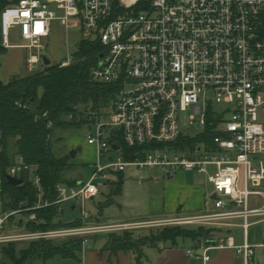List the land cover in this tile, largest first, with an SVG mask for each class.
Returning <instances> with one entry per match:
<instances>
[{
    "label": "built area",
    "instance_id": "1",
    "mask_svg": "<svg viewBox=\"0 0 264 264\" xmlns=\"http://www.w3.org/2000/svg\"><path fill=\"white\" fill-rule=\"evenodd\" d=\"M54 21L67 30H79L82 39H98L104 48L92 77L118 88L108 117L94 114L96 133L88 135V143L98 147L100 156L113 150L118 154L115 160L96 163L87 180L58 183L53 200L47 198L50 191L44 188L37 165L23 155L5 173L0 167V244L63 235L85 236L86 242L88 234L115 228L91 224L82 203L97 197L103 181L113 174L137 165L160 168L167 178L179 170L206 174L217 195L214 210L170 218L167 223L217 227L223 220L235 225L228 220L242 218V244L233 236L214 233L195 242L187 254L208 264L211 249L231 247L251 264L255 247H264V234L259 244L248 240L250 217L264 215V201L261 206L253 202L255 196L264 199V0H17L1 10L2 44L12 46L11 31L19 27L24 41L19 46L29 49L33 70L43 60V41L51 37ZM75 61L69 54L59 64L65 67ZM181 110H190L189 123L196 135L212 126L210 144L174 147L181 137H191L180 128ZM47 127L53 129L54 122L48 119ZM119 137L129 147H141L132 159L120 151ZM3 138L0 125V141ZM25 173L37 189V203L6 208L3 176L21 178ZM69 201L82 204L83 225L7 230L14 215H21L18 223L26 227L30 222L40 224L44 220L37 209L56 205L62 214Z\"/></svg>",
    "mask_w": 264,
    "mask_h": 264
},
{
    "label": "trees",
    "instance_id": "2",
    "mask_svg": "<svg viewBox=\"0 0 264 264\" xmlns=\"http://www.w3.org/2000/svg\"><path fill=\"white\" fill-rule=\"evenodd\" d=\"M17 0H1V10ZM6 51L2 44L0 27V55ZM104 51L98 39H82L77 50L73 53L76 61L62 67L59 64L46 65L43 70L29 74H15L8 82L0 79V125L4 129V138L0 141V167L2 173L14 164L17 155L21 154L28 163L37 165V172L41 175L44 188L50 191L47 198L57 197L55 187L58 183L73 185L81 177H67V172L73 167L71 155L58 156L51 144V135L56 128L75 130L91 126L94 114L102 118L108 117L116 97V84L100 83L93 79L92 68L97 64L99 55ZM1 65V62H0ZM47 116L44 117V113ZM48 119L54 122V128L48 129ZM212 126L209 124L205 132L194 137H181L174 145L177 148L193 147L202 141L210 144L213 137ZM15 139V151L11 152L9 144ZM118 143L123 148L126 159H132L134 152L141 147H129L119 137ZM170 146V145H169ZM24 182L14 185L3 176L4 200L6 208L19 207L22 203L34 206L38 201L37 189L29 177V173L21 176ZM123 177L115 183L116 194L121 192ZM38 217L43 223L30 222V230L50 229L52 227H76L83 225L80 218L66 222L61 218L56 205L37 209ZM222 229L207 225L160 226L152 229L149 234L137 236V230H126L120 235L105 233L106 245L113 251L131 250L136 260L141 262L145 256L144 248L147 245H156L160 242L175 243L178 238H190L195 242L208 239ZM139 231V230H138ZM85 236H73L58 241L57 239H40L24 241L28 246L18 254L14 241L0 244L4 252L12 259L13 264H26L37 259L38 264H53L49 261L56 256L75 257L81 249Z\"/></svg>",
    "mask_w": 264,
    "mask_h": 264
},
{
    "label": "crops",
    "instance_id": "3",
    "mask_svg": "<svg viewBox=\"0 0 264 264\" xmlns=\"http://www.w3.org/2000/svg\"><path fill=\"white\" fill-rule=\"evenodd\" d=\"M20 44L22 43L6 47V51L0 55V79L4 82H8L13 75L19 74L17 68L14 69L8 54L11 48H24L19 46ZM96 149L98 153L97 162H101L103 156H100L97 146ZM104 157H108V155ZM123 172L113 174L112 179L107 181H114L112 188L119 181L120 176L125 179ZM155 174L153 172L150 175V182L153 184L161 182L162 190L158 189L159 193L150 194L151 202L145 212H141L136 218H118L113 222H108V220L102 222V217L97 216L96 221L94 219L89 220L91 224L113 225L116 227L127 226L129 228L133 226L135 228L134 225L149 220L201 215L214 210L215 189L206 174L185 170H179L174 176L168 178L162 176L163 174H157L158 177L155 178ZM82 179L85 178L83 176L78 178V180ZM146 180L147 178H142L143 182ZM122 191L123 188H121ZM158 200V205L153 207L152 205L157 203ZM263 201L262 197H253V202L258 203L256 204L258 206L263 205ZM10 205L12 206L11 202ZM63 206L64 211L61 214V218L64 221L69 222L79 218L80 211L78 212L77 205L73 201L66 202ZM252 217L253 219L251 220ZM252 217L249 219L252 224L249 227L248 240L253 244H259L263 240L264 215H254ZM228 221L234 222L235 225H225L223 224L225 221H221L222 224L217 225V227L222 229L218 234L233 236L236 244H242L244 241L243 227L241 226L243 219L239 218L238 220L233 219ZM93 234L87 236L86 242H82L81 249L76 253L75 257L65 258L70 260L67 264H76V262L79 264H202L200 260H196L187 254V249L193 247L195 244V241L190 238L180 237L175 243L168 241L160 242L156 245H147L144 248L145 256L141 262H138L136 255L131 250L113 251L109 249L106 245L107 238L105 233L98 232L97 234ZM209 254L210 260L208 264H245L243 257L238 255L231 247L214 248L209 251ZM251 264H264V247H255L254 259Z\"/></svg>",
    "mask_w": 264,
    "mask_h": 264
},
{
    "label": "rangeland",
    "instance_id": "4",
    "mask_svg": "<svg viewBox=\"0 0 264 264\" xmlns=\"http://www.w3.org/2000/svg\"><path fill=\"white\" fill-rule=\"evenodd\" d=\"M82 40V34L79 30H67L64 26H61L58 21L53 22V33L49 39L44 40V44H46V49L43 52V56L46 55L50 60V64H59L60 61L67 58L69 54H73ZM10 42L12 44L23 43V39L21 37L19 27L12 29L10 35ZM32 53L37 54V50L34 49ZM31 55L29 49L27 48H11L8 54L11 63L14 66V69L17 68V72L20 75H29L40 70H43L46 66L45 62L41 60L37 63L33 70L29 69L28 57ZM42 56V59H43ZM60 65V64H59ZM12 76V75H11ZM10 78V76H9ZM220 106H223L220 104ZM189 114L190 110L187 111H179V124L183 133L194 137L196 135L195 130L190 126L189 123ZM96 133V125L93 124L91 126L83 127L75 130H62L61 128H56L51 135V144L56 151L58 156H64L66 154L71 155V152L75 149L77 150V154L75 157L71 156L70 162L73 167L70 171L67 172V177H79L82 175L86 180L91 177V175L95 171L96 163H98V153L96 149V145H92L88 143V135ZM15 139L10 140L9 149L11 152L15 151ZM123 152V148L120 149ZM118 152L117 150L111 151L108 154V157H104L101 159L102 163L109 162L111 159H116ZM18 157V155H17ZM264 159V155L262 156ZM74 161V162H72ZM155 172L158 175H162L163 171L160 168L151 169L150 167H140L137 165H129L123 172L125 179L122 181L123 191L120 194H116L114 191L113 185L114 181L107 182L101 185V193L95 197L94 199L87 200L83 202L84 207L88 210L92 217L91 219H96L97 216L102 217V222H113L118 218H136L141 212H145L151 202L152 193H159L158 189L162 190V183L159 182L157 184H153L150 182V175ZM122 174V173H120ZM30 177V175H29ZM119 177V175H118ZM31 178V177H30ZM142 178H147L146 181H142ZM32 180V179H31ZM264 188V181L262 184ZM115 187V186H114ZM157 203H154L152 206H157ZM82 204L77 205L78 212L80 211ZM253 205H255L253 203ZM21 215H14L10 219V223L7 226V230H14L16 232H23L27 230L28 227L25 226V223H18L21 219ZM170 218H162V219H154L142 222L140 224L129 227H115L106 229L103 233H117L121 234L126 230H139L135 232L137 236H144L149 234L152 229H156V227L160 226H173L177 224L167 223V220ZM239 218H236L238 220ZM253 217L251 218V220ZM233 220V219H232ZM235 220V219H234ZM96 221V220H95ZM217 220H212V222ZM91 222V221H89ZM94 222V221H93ZM201 222H195L191 225H198ZM88 224V221H87ZM210 225V224H206ZM137 226V227H136ZM68 226L61 227H52L53 228H67ZM42 230V229H41ZM98 233V232H97ZM96 233V234H97ZM101 233V232H100ZM94 235L88 234L86 236ZM70 235H63L54 239L58 241H62L68 239ZM30 242V241H29ZM28 246L27 242H18L16 244V251L19 254L21 250L25 249ZM53 264H67L70 260L65 259L61 256H57L54 259L49 261ZM39 261L37 259L32 262H27L26 264H38ZM0 264H13L12 259L4 252L2 246H0ZM76 264H79L76 262Z\"/></svg>",
    "mask_w": 264,
    "mask_h": 264
},
{
    "label": "water",
    "instance_id": "5",
    "mask_svg": "<svg viewBox=\"0 0 264 264\" xmlns=\"http://www.w3.org/2000/svg\"><path fill=\"white\" fill-rule=\"evenodd\" d=\"M43 60H44V62H45L46 65H49V64L51 63V60H50L46 55L43 56ZM113 147H114L115 149L118 148V146L115 145V144L113 145ZM0 154H1V151H0ZM76 154H77V150L74 149V150L71 152V156H72V157H75ZM7 178H8V180H9V182L12 183V184H14V185H19V184H22V183L24 182V179H23V178H17V177H13V176H11V175H8ZM214 197L216 198L217 195L215 194Z\"/></svg>",
    "mask_w": 264,
    "mask_h": 264
}]
</instances>
